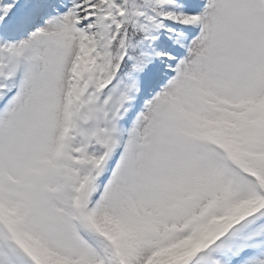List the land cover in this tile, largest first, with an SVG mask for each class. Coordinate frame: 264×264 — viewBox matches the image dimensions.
Wrapping results in <instances>:
<instances>
[{
	"label": "snow or ice",
	"instance_id": "obj_1",
	"mask_svg": "<svg viewBox=\"0 0 264 264\" xmlns=\"http://www.w3.org/2000/svg\"><path fill=\"white\" fill-rule=\"evenodd\" d=\"M0 264H264V0H0Z\"/></svg>",
	"mask_w": 264,
	"mask_h": 264
}]
</instances>
